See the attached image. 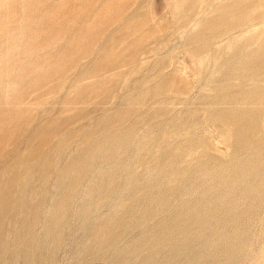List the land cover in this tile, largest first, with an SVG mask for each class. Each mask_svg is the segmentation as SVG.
I'll list each match as a JSON object with an SVG mask.
<instances>
[{
    "label": "rangeland",
    "instance_id": "obj_1",
    "mask_svg": "<svg viewBox=\"0 0 264 264\" xmlns=\"http://www.w3.org/2000/svg\"><path fill=\"white\" fill-rule=\"evenodd\" d=\"M0 264H264V0H0Z\"/></svg>",
    "mask_w": 264,
    "mask_h": 264
},
{
    "label": "bare ground",
    "instance_id": "obj_2",
    "mask_svg": "<svg viewBox=\"0 0 264 264\" xmlns=\"http://www.w3.org/2000/svg\"><path fill=\"white\" fill-rule=\"evenodd\" d=\"M9 2V1H8ZM21 5V4H20ZM53 7V6H52ZM47 12V11H46ZM24 17V16H23ZM49 17V16H48ZM31 47V46H30ZM27 48V47H26ZM33 71V70H32ZM22 75V74H21ZM41 78V77H40Z\"/></svg>",
    "mask_w": 264,
    "mask_h": 264
}]
</instances>
